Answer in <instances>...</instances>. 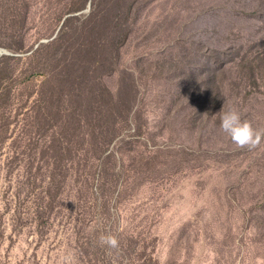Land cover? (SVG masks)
<instances>
[{"label":"rangeland","instance_id":"obj_1","mask_svg":"<svg viewBox=\"0 0 264 264\" xmlns=\"http://www.w3.org/2000/svg\"><path fill=\"white\" fill-rule=\"evenodd\" d=\"M0 49V264L110 223L125 264H264V139L220 129L264 132V0H0Z\"/></svg>","mask_w":264,"mask_h":264},{"label":"clouds","instance_id":"obj_2","mask_svg":"<svg viewBox=\"0 0 264 264\" xmlns=\"http://www.w3.org/2000/svg\"><path fill=\"white\" fill-rule=\"evenodd\" d=\"M220 129L228 134L238 148H246L249 151L256 149L264 139V132L254 129L250 122L242 121L237 111H229L221 116ZM99 242L109 250H118L119 242L112 235H101ZM108 254L111 255V251Z\"/></svg>","mask_w":264,"mask_h":264},{"label":"trees","instance_id":"obj_3","mask_svg":"<svg viewBox=\"0 0 264 264\" xmlns=\"http://www.w3.org/2000/svg\"><path fill=\"white\" fill-rule=\"evenodd\" d=\"M113 227L114 225L111 223L109 225L106 224L103 230H96V232L103 233L107 236L110 232L115 233L116 230H114ZM116 233L120 234V232ZM78 246L89 250L86 253L94 256L93 259L95 261V264H125V261L122 260V257H120L121 252H119V250H121V247H118V250H109L106 246L100 247V242H96V240L92 238L88 239V243L79 241ZM109 251H111V255L108 254ZM126 264H129L128 260Z\"/></svg>","mask_w":264,"mask_h":264},{"label":"water","instance_id":"obj_4","mask_svg":"<svg viewBox=\"0 0 264 264\" xmlns=\"http://www.w3.org/2000/svg\"><path fill=\"white\" fill-rule=\"evenodd\" d=\"M42 42H46V41H42ZM37 46H39V45H37ZM2 54H10V53L5 51V50L0 49V55H2Z\"/></svg>","mask_w":264,"mask_h":264}]
</instances>
